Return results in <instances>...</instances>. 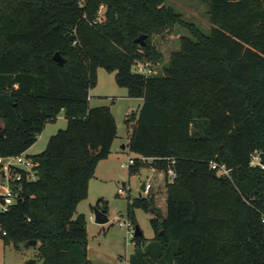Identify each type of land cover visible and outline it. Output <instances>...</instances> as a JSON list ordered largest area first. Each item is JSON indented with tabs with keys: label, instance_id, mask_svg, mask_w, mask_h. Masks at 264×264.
I'll use <instances>...</instances> for the list:
<instances>
[{
	"label": "trees",
	"instance_id": "trees-1",
	"mask_svg": "<svg viewBox=\"0 0 264 264\" xmlns=\"http://www.w3.org/2000/svg\"><path fill=\"white\" fill-rule=\"evenodd\" d=\"M165 1L0 0V157L25 155L47 123L67 119L44 151L26 155L34 177L9 168L14 202L0 210V238L17 250L38 241L23 264H94L77 206L118 137L110 107L90 105L99 67L143 99L126 120L129 175L148 166L166 180L164 214L151 193L131 204L156 216L153 238L134 236L128 264H264V169L250 166L255 151L264 162V0H201L209 33ZM177 24L190 35L162 73L134 72L137 61L162 62L153 38ZM142 34L145 45L135 43Z\"/></svg>",
	"mask_w": 264,
	"mask_h": 264
},
{
	"label": "rangeland",
	"instance_id": "rangeland-1",
	"mask_svg": "<svg viewBox=\"0 0 264 264\" xmlns=\"http://www.w3.org/2000/svg\"><path fill=\"white\" fill-rule=\"evenodd\" d=\"M165 3L181 13L184 21L195 23L205 33H209L212 24L208 17L206 3L201 0H166ZM101 11L100 15H103L104 8ZM181 35H190V32L186 27L177 24L170 34L158 35L153 38V42L162 53V62L154 66L155 73H162L171 52L179 49V37ZM90 97L91 106L106 105L110 107L118 127L116 142L123 145L128 144L133 125L132 122H126V120L129 114L138 110L141 103L139 98L129 97L127 89L116 83L115 73L109 72L103 67H99L97 70V84L90 90ZM66 126L67 119L62 115L58 117L56 122L47 123L25 156H33L44 151L49 138ZM3 127L4 122L0 119V128ZM128 157L134 158L135 155L126 149L118 159H114L111 166L113 179L103 181L99 178H93L88 189V197L81 201L77 208V213H85L86 215L88 257L94 264H128L136 242L128 228L119 225L120 222H131L135 227L138 225L145 238L154 237L150 220L156 214L140 207L131 206L135 198L147 196L141 189L142 184L152 186L149 194H153L156 207L160 209L162 214L166 211L167 190L164 172L144 166L138 173L129 175V164L124 167L121 166V163H126ZM1 160L0 185L2 186L6 184V177L8 176L5 174L4 168L7 161ZM119 188L124 189V195L119 193ZM99 198L105 199L108 203L109 221L105 224L96 223L92 209ZM130 212H133L137 224L131 219ZM36 247H22L17 250L12 244L6 245L4 240L0 238V264H23L27 259L35 257Z\"/></svg>",
	"mask_w": 264,
	"mask_h": 264
},
{
	"label": "built area",
	"instance_id": "built-area-1",
	"mask_svg": "<svg viewBox=\"0 0 264 264\" xmlns=\"http://www.w3.org/2000/svg\"><path fill=\"white\" fill-rule=\"evenodd\" d=\"M101 14V12H100ZM133 71L139 74L143 75H150L153 71V66L150 62H143V61H137L133 66ZM1 159H4L7 161L5 168V174L8 176L6 177V184L2 185V189H0V195L4 196V202L0 204V210L5 209L7 205H10L14 202V191L11 189L9 181H10V166H16L23 168L27 171L31 172V175L34 177L33 167L34 162L31 158L26 157L25 155L17 156V157H0V162H2ZM133 162L132 157H128L126 163H122V166H126L127 164H130ZM250 166H260L264 169V162L261 157V152L255 151L251 154V160H250ZM211 167L213 169H217L219 175H229V169L225 165H219L216 162L211 163ZM3 168V169H4ZM9 174V175H8ZM170 180H172L175 176L174 172L172 170L169 171ZM150 184L144 183V189L143 191L146 194H149V191L151 190ZM119 193L121 195H124V189L119 188ZM120 226H126L128 230L131 232V234L134 236L135 233V225H133L131 222H120ZM5 234V232H3Z\"/></svg>",
	"mask_w": 264,
	"mask_h": 264
},
{
	"label": "crops",
	"instance_id": "crops-1",
	"mask_svg": "<svg viewBox=\"0 0 264 264\" xmlns=\"http://www.w3.org/2000/svg\"><path fill=\"white\" fill-rule=\"evenodd\" d=\"M101 13H102V11H101ZM172 36H173V34H172ZM153 71H154V68H153ZM139 100L141 101V103L138 106V110L140 109V107H141V105L143 103V99L142 98H139ZM138 110L136 112H134V113H137ZM133 124H134V122H132V125ZM116 140H117V138H116ZM116 140L113 143L112 152H111L110 156L107 159L101 160L99 162V164L97 165V168H96V171H95V175L93 176V178H99V179H101L103 181L113 179L114 176H113L112 170H111L112 162L114 161V159H118V157L121 156V153H123V151H125L126 149H128V147L126 146L127 144H125V148H122V145L123 144H121L120 142L117 143ZM129 140H130V137L128 139V143H129ZM121 166H122V163H121ZM93 178H91V180ZM91 180L89 181V186H90ZM0 189H2V186L1 185H0ZM79 204H78V206H79ZM78 206H77V208H78ZM36 254H37V252H36Z\"/></svg>",
	"mask_w": 264,
	"mask_h": 264
},
{
	"label": "water",
	"instance_id": "water-1",
	"mask_svg": "<svg viewBox=\"0 0 264 264\" xmlns=\"http://www.w3.org/2000/svg\"><path fill=\"white\" fill-rule=\"evenodd\" d=\"M72 39H73V37H72ZM135 43L140 44V45H145L146 35L142 34L139 37H137L135 39ZM54 59L60 65H64V63H65V59L62 57V55L59 52L55 53ZM122 148H125V145H122ZM141 189L142 190L144 189V184H142ZM92 209H93V213H94L96 223L105 224L109 221V217H108V213H107L108 210L106 208H99L98 206L94 205V207ZM142 234H143V231L140 229V227L138 225H136L134 236H140ZM27 245L31 246V247H35L38 245V241L37 240H29V241H27Z\"/></svg>",
	"mask_w": 264,
	"mask_h": 264
}]
</instances>
